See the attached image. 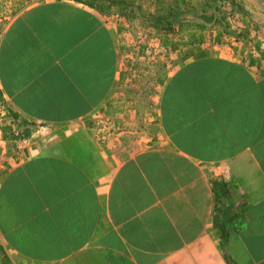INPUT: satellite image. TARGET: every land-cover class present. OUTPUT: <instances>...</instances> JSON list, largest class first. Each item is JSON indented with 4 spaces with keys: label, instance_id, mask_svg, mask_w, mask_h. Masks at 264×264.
<instances>
[{
    "label": "crops",
    "instance_id": "crops-1",
    "mask_svg": "<svg viewBox=\"0 0 264 264\" xmlns=\"http://www.w3.org/2000/svg\"><path fill=\"white\" fill-rule=\"evenodd\" d=\"M121 33L78 0L2 27L0 263L264 264V74L161 34L145 95Z\"/></svg>",
    "mask_w": 264,
    "mask_h": 264
},
{
    "label": "rangeland",
    "instance_id": "rangeland-1",
    "mask_svg": "<svg viewBox=\"0 0 264 264\" xmlns=\"http://www.w3.org/2000/svg\"><path fill=\"white\" fill-rule=\"evenodd\" d=\"M38 1L41 0H0L2 18L0 23H4L24 7ZM123 1L128 4L126 7L116 4L98 11L109 20L114 19L120 24L123 49H130L127 58L132 62L128 64L131 73L127 79L139 80V83L145 85L142 89L146 91L145 95L153 93V86L157 84L158 79L157 72L148 66V59H144L143 53L153 52L159 47L160 40L163 39L161 34H167L166 48L170 51L171 64L177 51L181 50V55H184L183 48L200 44L201 42L185 43L189 32L194 30L181 31V20H201L199 14L204 4L209 5L207 12L214 11L216 16L213 21L208 22L206 28L196 31V34L202 32L205 47L220 49L242 47L245 59L251 67L264 74V0Z\"/></svg>",
    "mask_w": 264,
    "mask_h": 264
},
{
    "label": "trees",
    "instance_id": "trees-1",
    "mask_svg": "<svg viewBox=\"0 0 264 264\" xmlns=\"http://www.w3.org/2000/svg\"><path fill=\"white\" fill-rule=\"evenodd\" d=\"M78 1L84 2V3L88 4L89 6L96 8L97 10L98 9L104 10L105 8L111 7V5H116V4H121L122 7H126L128 5V4L124 3L123 0H78ZM208 7H209L208 4H204L202 6L201 13L199 14L201 20H194V19H187V20L182 19L181 20V31L187 30V32H188L191 29L194 30V31L189 32V36H188L187 40L185 41V43L192 44V43L202 42V40H203L202 32L196 34V31L197 30L202 31L204 28H206L208 26V22H211L216 18L214 11L207 12ZM187 9L190 10L189 8H187ZM215 9L216 8H214V10ZM188 10H186V11H188ZM0 255H2L1 249H0ZM2 257H1V259H2ZM4 258H3V260H5Z\"/></svg>",
    "mask_w": 264,
    "mask_h": 264
},
{
    "label": "built area",
    "instance_id": "built-area-1",
    "mask_svg": "<svg viewBox=\"0 0 264 264\" xmlns=\"http://www.w3.org/2000/svg\"><path fill=\"white\" fill-rule=\"evenodd\" d=\"M2 20L1 14H0V21ZM10 18L4 23H0V37L2 34V27L4 24L9 21ZM10 134L11 135V140L17 144L19 141V132L17 130L15 121L13 116L10 113L9 107L5 100H3L0 97V156H1V150H2V143L6 139V135ZM3 164V162L0 161V167Z\"/></svg>",
    "mask_w": 264,
    "mask_h": 264
}]
</instances>
